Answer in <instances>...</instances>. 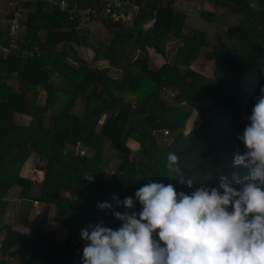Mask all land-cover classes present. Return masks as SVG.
Wrapping results in <instances>:
<instances>
[{"label":"trees","instance_id":"16d2710c","mask_svg":"<svg viewBox=\"0 0 264 264\" xmlns=\"http://www.w3.org/2000/svg\"><path fill=\"white\" fill-rule=\"evenodd\" d=\"M67 1L77 10L96 9L91 22L98 20L111 34L107 41H98L91 62L76 51L91 46V28L87 24L75 30L79 18L69 20L68 13L47 0H28L23 5L19 51L5 58L0 52V264H11L9 258L18 264H81L82 228L100 221L113 229L120 227L111 211L97 208L98 202L114 204L113 196L120 201L135 199L136 190L151 181L173 183L177 193H190L185 185L169 181V152L179 157L185 179L193 180L192 190L203 183L218 186L219 175L231 177L237 170L233 157L246 150L238 136L248 124L254 97L264 87V0H206L212 11L200 12L203 21L214 22L220 10L239 17L205 53L213 66L212 77L190 67L207 43L204 31L185 32L187 15L175 5L183 6L186 0H136L142 7L128 24L112 22L102 0ZM168 40L182 43L172 58L165 52ZM0 43H8L4 31ZM31 46L38 52L30 58L22 52ZM132 49L142 58H127ZM72 58L78 67L68 62ZM160 58L165 62L156 67ZM103 62L107 65L100 68L97 64ZM113 69L121 76H113ZM56 75L59 84L53 83ZM12 78L18 87L7 83ZM39 89L45 93L42 103L27 96L38 95ZM168 92H176L175 105L163 97ZM127 96L135 97L134 105ZM198 99L207 105L201 107ZM79 100L84 103L80 114L73 111ZM183 102L200 120L186 135L185 123L193 115L177 106ZM102 116L105 121L96 130ZM24 118L29 123L18 122ZM164 131L169 135L167 144L161 140ZM128 141L136 142L139 149L131 150ZM32 154L45 162L40 183L20 176ZM108 155L116 156L117 166L105 180L102 169ZM239 171L244 175L247 170ZM85 174H95V182L85 180ZM14 186L20 188L21 201L15 224L28 227L36 201L46 210L52 208L53 221L66 230L60 243L45 209L27 234L6 223L5 198ZM140 207L137 204L136 210Z\"/></svg>","mask_w":264,"mask_h":264},{"label":"clouds","instance_id":"9594fccd","mask_svg":"<svg viewBox=\"0 0 264 264\" xmlns=\"http://www.w3.org/2000/svg\"><path fill=\"white\" fill-rule=\"evenodd\" d=\"M254 100L238 136L246 150L233 157L237 170L231 177L221 174L218 186L203 183L192 190L193 180L185 179L179 157L169 152V181L190 193H177L173 183L151 181L136 190L135 199L113 196L115 207L98 202L97 208L111 211L120 227L100 221L82 228L81 264H264V87ZM94 176L84 179L94 183Z\"/></svg>","mask_w":264,"mask_h":264},{"label":"rangeland","instance_id":"374dc122","mask_svg":"<svg viewBox=\"0 0 264 264\" xmlns=\"http://www.w3.org/2000/svg\"><path fill=\"white\" fill-rule=\"evenodd\" d=\"M180 1V0H179ZM196 2L194 4H190V3H185V5L180 6V5H175V9L181 13H186L185 15H187V19H186V25H187V29H185V32H189V29H196V30H202L205 32L206 36H205V42L207 43L206 47H203L200 50V56L198 57V59L194 62H192L191 64V69L194 70L195 72L202 74L206 77H212V63L206 61L205 59V53L207 51H209L211 49V47L213 45L218 44L223 36L227 33H229V31L237 24V22L239 21V17L235 16L233 13H231L229 10H220L214 18V22H210L207 23L205 21H203L202 19H200L199 14L201 11L207 9L208 4L204 3V1L202 2L199 0H195ZM254 3V2H253ZM2 6L4 9H7L6 11H8V6H7V2H5L4 0L2 1ZM142 6H139V8ZM5 19H3L2 21H0V31H4L6 30V26H7V22L4 21ZM70 20V19H69ZM89 26L96 28V30H94L92 33V35L89 37V43L91 44V51L90 54L88 49H83L86 47H80V48H76V51H78V55L82 58V59H86L89 58L90 55L92 54V48L97 45L98 41H100L101 39H103L104 41H107V38L111 35L108 30L97 20H94L92 22H90L88 24ZM43 38V37H42ZM92 43H95L94 45ZM182 43L179 42H175V40H168L165 43V52L167 53V57L168 58H172L173 54L176 52L177 48L179 46H181ZM59 46L58 49L59 50ZM128 51V56L127 58H131V60L133 61L136 58H142V55L137 52V51H133V49L131 50V52ZM85 54V55H84ZM69 63H72L73 66L77 65V61H75L73 58L68 61ZM164 60H161V58L159 60H157L155 62V66L159 67L161 66L162 63H164ZM100 68L101 67H105L107 65L106 62L103 63H99L97 64ZM74 67H78L74 66ZM113 76L115 77H120L121 74H117V72H115V70H111L110 72ZM10 81H7V83L9 85H13L15 87H18V83L14 80V78L9 79ZM60 82V78L59 76H54L53 77V83L55 84H59ZM45 93L44 91H42L41 89H39L38 95H33L32 92L29 93L27 96L29 98H37V103H42L44 102V98H45ZM176 96V92H171V93H165L163 94V97L170 98V102L172 104L175 105L174 102V98ZM126 100L130 101L133 105L135 103V97L134 96H127ZM197 104L200 105L201 107H204L207 105V102L201 101L200 99H198ZM177 106H179L181 109L184 108V110L186 112L189 113L190 116L193 115L194 121L192 123H190L191 125L188 126V123L190 122L188 120V122L185 123V129H184V134L186 135L187 133H189V131L196 129L199 124H200V120L197 118L196 114L194 113V110L191 109L190 107H188L184 102L181 104H177ZM84 108V103H82L80 100L76 103L74 110L76 113L80 114L82 113ZM48 117V115H47ZM105 121V117L102 116L97 124V129H100V126L104 123ZM19 123H29L27 118L24 119H19L18 120ZM187 125V126H186ZM163 137L161 140L163 141L162 143H169V135H165L162 134ZM134 141H128V147H130L131 150L136 151L139 149V145L136 143V146H134ZM106 153V152H105ZM106 157H109L107 159V164H105V166L102 169V178L105 180H109L112 175L114 174L115 168L117 166V158L115 155H108ZM25 165V173H28V177H30V179H32L33 181L37 182V173L36 170L44 169V165L45 162L43 160H41L37 155L32 154V156L28 159V161L24 164ZM23 165V166H24ZM22 166V168H23ZM43 171L41 173L38 174H42ZM42 181V180H41ZM20 188L18 186H14L11 188V190L9 191V193L6 195V201H7V209L8 212H6V214L4 215V218L8 220L7 223H11L13 225V228H15V230L21 232L23 231V229L26 227V233L28 232V227L24 226V225H16L15 224V219H16V212L15 210L17 209V207H19V204L21 203V201L18 199L19 196V192ZM45 206L43 204H39L38 202H34L33 203V208L30 212V214H32L33 216L31 217L32 219V224L34 226H37L40 220V216L43 212V210L45 209V211H47L48 214V219L50 221V225L51 228L55 230L56 232V242L60 243L65 235H66V230L61 227L60 225H58L57 223H55L53 221V213L54 210L50 207V210H46V208H44ZM30 227V226H29ZM2 240V238L0 237V241ZM11 262V264H18L14 259H10L9 260Z\"/></svg>","mask_w":264,"mask_h":264},{"label":"built area","instance_id":"2783aa9c","mask_svg":"<svg viewBox=\"0 0 264 264\" xmlns=\"http://www.w3.org/2000/svg\"><path fill=\"white\" fill-rule=\"evenodd\" d=\"M28 0H10L7 4L9 8V19L5 30L6 39L8 43L2 45L0 43V52L3 57L19 51L18 42L20 41V32L23 30V5ZM51 7L59 9L61 12L68 13L69 19L73 20L76 17L79 18V24L74 29L79 30L81 26H85L91 22L93 18H96V9L86 8L83 10H77L71 8L67 0H47ZM104 4V13L112 22L118 24L132 23L137 17L139 6L136 4V0H102ZM38 52V48L31 46L30 50L23 51L22 54L27 57H33L34 53ZM165 135H168L164 131ZM84 151H80V154H84Z\"/></svg>","mask_w":264,"mask_h":264},{"label":"crops","instance_id":"0c3cea01","mask_svg":"<svg viewBox=\"0 0 264 264\" xmlns=\"http://www.w3.org/2000/svg\"><path fill=\"white\" fill-rule=\"evenodd\" d=\"M2 1L3 0H0V17H1V20L0 21H2L3 19H5L4 21H8L7 20V15H8V12H9V8H8V11H6L7 9H4L3 8V6H2ZM5 2H7V4H8V2L10 1V0H4ZM34 2L35 1H37V0H33ZM199 1H201V0H199ZM204 1V3H207L206 2V0H202V2ZM196 1L195 0H191V1H189V0H186V1H184V5H185V3H190V4H194ZM208 4V3H207ZM205 10H211L212 11V8L210 7V5L208 4V6H207V9H205ZM98 21V20H97ZM88 27H90L91 28V31L93 32L94 30H96V28H93V27H91V26H89L88 25ZM93 34V33H92ZM39 36L42 38V37H44V33H41V34H39ZM97 43H99V42H97ZM95 43H93V45H94ZM98 46V44L97 45H95L92 49V54L90 55V57L89 58H86V59H84L85 61H87V62H91V60H92V57H93V55H94V49L96 48ZM91 47L92 46H88V47H86V48H83V49H88L89 50V53L88 54H90V49H91ZM85 55V54H84ZM99 64V63H98ZM15 87V86H14ZM192 120V121H191ZM189 121H190V123H192L193 121H194V119H193V117H191L190 119H189ZM134 146H136V142L134 143ZM130 148V147H129ZM28 161V160H27ZM26 161V162H27ZM25 162V163H26ZM24 163V164H25ZM25 165L23 166V168H21V170H20V176H22L23 178H30V177H28V173L26 172L25 173ZM42 172V170L41 169H38V170H36V173H37V182L36 183H40L41 182V180H43V176H44V174L43 175H41V174H38V173H41ZM20 192V191H19ZM18 192V193H19ZM6 212H8V209L6 210ZM33 215L32 214H30L29 215V220H28V227L30 226V227H32V226H34V225H31L32 223V219H31V217H32ZM8 222V219L6 220V223ZM15 229V228H14ZM21 233L23 234V233H25V234H27L26 233V228H24L23 229V231H21Z\"/></svg>","mask_w":264,"mask_h":264},{"label":"water","instance_id":"95a60500","mask_svg":"<svg viewBox=\"0 0 264 264\" xmlns=\"http://www.w3.org/2000/svg\"><path fill=\"white\" fill-rule=\"evenodd\" d=\"M85 151H87V149H85Z\"/></svg>","mask_w":264,"mask_h":264}]
</instances>
